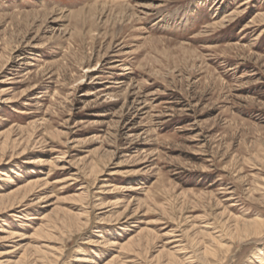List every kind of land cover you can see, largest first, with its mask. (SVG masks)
Listing matches in <instances>:
<instances>
[{"label": "rangeland", "instance_id": "rangeland-1", "mask_svg": "<svg viewBox=\"0 0 264 264\" xmlns=\"http://www.w3.org/2000/svg\"><path fill=\"white\" fill-rule=\"evenodd\" d=\"M2 196L0 264H264V0H0Z\"/></svg>", "mask_w": 264, "mask_h": 264}, {"label": "bare ground", "instance_id": "bare-ground-1", "mask_svg": "<svg viewBox=\"0 0 264 264\" xmlns=\"http://www.w3.org/2000/svg\"><path fill=\"white\" fill-rule=\"evenodd\" d=\"M104 11V10H103ZM53 14V13H52ZM5 146V145H4ZM1 148H2V146H1ZM3 150V149H2ZM4 153V152H3ZM30 164H35V163H37V160H33V161H30L29 162ZM6 174H4V176H5ZM35 186V184H33V183H29V185L26 187L25 186V188L27 189H32V187H34ZM21 190L19 189V190H16L15 192H13V193H11V195H16L18 192H20ZM33 191V190H32ZM29 197V196H28ZM5 197L4 196H2V197H0V200H3ZM14 207V206H13ZM238 224V223H237ZM250 225L249 226H252L254 229H255V231H258V228L261 226L262 227V225H261V220H256L255 221V223H249ZM237 226V225H236ZM241 226V225H240ZM56 228V227H55ZM241 229V228H240ZM245 229V228H244ZM248 230V229H247ZM250 230V229H249ZM42 231V230H41ZM239 231V230H238ZM14 236V235H13ZM17 236V235H16ZM10 237H12V235L10 236ZM9 237V238H10ZM7 238V237H6ZM8 238V239H9ZM7 239V240H8ZM109 247V246H108ZM123 248V247H122Z\"/></svg>", "mask_w": 264, "mask_h": 264}]
</instances>
